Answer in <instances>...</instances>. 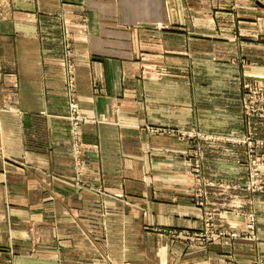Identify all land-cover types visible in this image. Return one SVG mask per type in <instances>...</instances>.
<instances>
[{
  "label": "crops",
  "instance_id": "1",
  "mask_svg": "<svg viewBox=\"0 0 264 264\" xmlns=\"http://www.w3.org/2000/svg\"><path fill=\"white\" fill-rule=\"evenodd\" d=\"M60 1L67 17L88 18L86 32L77 34L75 43L79 101L86 112L105 117L106 122L84 127V176L94 185L102 181L109 192L127 193L125 176L145 175L133 165L138 159L135 149L150 163L151 145L157 143L146 126L193 125L181 121L179 114L182 97H189L191 106L196 94L192 81L199 77L192 66L202 59L211 64L237 63L246 56L247 46L253 53L261 46L255 38L263 32L264 7L254 0H44L47 7L42 12L55 14ZM158 22L168 28L156 26ZM32 28L35 37L36 32H48L41 25ZM51 28L49 38L33 40L35 51L27 58L35 70L25 75L30 84L27 95L35 107L22 108L27 113L29 145L15 156L26 162L18 171L22 178L17 182L0 174V209L11 203L10 223L2 216L0 224L12 227L5 234L0 227V242L11 238L19 246L20 233L40 225L48 242L25 252L18 247L6 259L8 264H108L104 255L114 264H249L232 262L230 247L211 244L186 249L167 231L151 230L200 224L194 208L190 218L180 214L190 203L180 190L161 188L158 200L146 186L131 192L141 196L137 201L141 212L153 218L132 219L124 200L92 195L74 184L65 75L58 59L60 42ZM181 142L173 137L175 145ZM257 234V241L244 244V254L264 258L263 213H259ZM138 239L140 244H135ZM163 245L165 257L158 250Z\"/></svg>",
  "mask_w": 264,
  "mask_h": 264
},
{
  "label": "rangeland",
  "instance_id": "2",
  "mask_svg": "<svg viewBox=\"0 0 264 264\" xmlns=\"http://www.w3.org/2000/svg\"><path fill=\"white\" fill-rule=\"evenodd\" d=\"M42 1L0 0V174H7L6 179L17 182L22 178L18 171L26 162L15 156L27 151L29 146L27 113L23 109L35 107L27 95L30 84L25 75L35 71L27 58L35 51L33 40L49 38L51 26L52 32L57 34L53 36L60 42L58 59L65 75V118L69 122L74 184L92 195L124 200L122 203L129 205L130 212L134 214L132 219L153 218L147 216V211L145 214L141 212L142 207L137 204L141 196L131 192L135 193L146 186L153 199L158 200L162 199L161 188L180 190L183 196L190 199L180 214L190 218L189 211L194 208L197 212L195 219H199L200 224L197 228L155 226L152 231H167L173 235V241H181L180 246L186 249L211 244L230 247L232 262L247 260L249 264H264V258H251L243 250L245 243L259 239V213L264 215V27L263 32L255 38L261 44L260 49L256 48L253 53V49L247 46L246 56L239 57L236 60L238 64L226 62L222 65L221 61L211 64L202 59L192 66L199 77L192 81L196 94L192 96L191 106L189 97H182L183 110L179 114L181 121H192L193 125L176 128L146 126V131L156 136L157 143L151 145L150 163L141 159L135 149L134 155L138 159L134 160L133 165L145 175L125 176L134 181L129 183L128 180L127 193L123 190L109 192L102 181L94 185L93 180L84 176V127L94 122H106L105 117L98 118L86 112L79 101L75 43L76 35L86 32L84 25L88 24V18L67 17L61 9L62 1L55 14H46L42 10L46 9L47 4ZM254 1L264 7V0ZM33 25H41L48 32H36L35 37L31 31ZM155 25L168 28V24L163 22ZM257 60L259 63L253 65ZM39 70L44 72L41 66ZM189 109H192L191 113ZM175 136L183 142L175 145ZM163 151L165 156L162 155ZM2 179L1 175L0 181ZM4 204V208L0 209V218L3 216L9 224L11 203ZM115 219L125 217L117 216ZM8 224H0L4 234L12 230V227L8 229ZM40 226L32 232L28 231L29 234L22 231L21 238L16 239L19 246L17 242L12 244L11 238L1 241L0 253L5 254H0V261L3 258V264H8L6 259L16 254L18 247L20 252H25L34 245L39 249L37 246L45 241L47 243L43 225ZM139 240L134 243L140 244ZM241 245L242 250L239 248ZM158 250L159 255L165 257V246ZM103 259L105 263L114 264L109 255H104Z\"/></svg>",
  "mask_w": 264,
  "mask_h": 264
}]
</instances>
